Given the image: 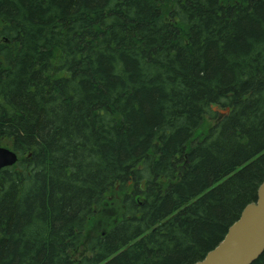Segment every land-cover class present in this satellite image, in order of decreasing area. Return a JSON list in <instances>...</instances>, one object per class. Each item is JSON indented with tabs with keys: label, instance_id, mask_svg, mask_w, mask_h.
I'll return each instance as SVG.
<instances>
[{
	"label": "trees",
	"instance_id": "16d2710c",
	"mask_svg": "<svg viewBox=\"0 0 264 264\" xmlns=\"http://www.w3.org/2000/svg\"><path fill=\"white\" fill-rule=\"evenodd\" d=\"M0 145V264L200 260L264 179V0H0Z\"/></svg>",
	"mask_w": 264,
	"mask_h": 264
},
{
	"label": "water",
	"instance_id": "95a60500",
	"mask_svg": "<svg viewBox=\"0 0 264 264\" xmlns=\"http://www.w3.org/2000/svg\"><path fill=\"white\" fill-rule=\"evenodd\" d=\"M17 158L14 150L0 146V171L15 164ZM263 250L264 179L258 185L256 199L244 205L222 239L191 264H251Z\"/></svg>",
	"mask_w": 264,
	"mask_h": 264
},
{
	"label": "rangeland",
	"instance_id": "374dc122",
	"mask_svg": "<svg viewBox=\"0 0 264 264\" xmlns=\"http://www.w3.org/2000/svg\"><path fill=\"white\" fill-rule=\"evenodd\" d=\"M211 122L212 121L210 119L204 120V122L201 124V127L199 128V131H203L204 129H206L211 124Z\"/></svg>",
	"mask_w": 264,
	"mask_h": 264
}]
</instances>
